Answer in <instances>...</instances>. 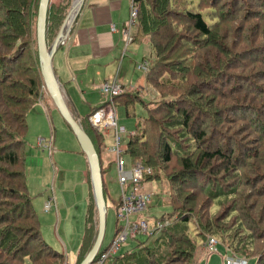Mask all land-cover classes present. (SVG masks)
Segmentation results:
<instances>
[{"label": "trees", "instance_id": "obj_1", "mask_svg": "<svg viewBox=\"0 0 264 264\" xmlns=\"http://www.w3.org/2000/svg\"><path fill=\"white\" fill-rule=\"evenodd\" d=\"M133 1L137 5L135 22L137 32L133 40L140 42L146 39L151 44L154 56L151 57L146 72V81L153 84L159 94L144 102L140 100L141 95L138 92L124 91L113 97V103L116 101L128 105L137 99L143 102L146 108V117L137 122L136 130L129 135L123 153L152 170L153 175L143 179V183L159 178L168 184L169 195L166 205L170 211L160 218H154L152 222L168 221L169 224L155 239L158 257L147 251L146 246L139 244L140 246L137 247L140 251L139 258L136 257L135 251L130 249L124 254L119 253L108 258L102 264H141L143 260V264H177L180 261L174 249H180L181 244L186 245V252L180 264H196L197 253L201 250L198 241L200 242L202 231L210 237L219 239L217 248L221 245L225 250V256L235 255L246 260L254 258L255 264H264V233L255 236L257 240H244L240 236L234 238L232 230L230 233L226 232L223 230V224L218 225L216 219L200 214L198 218H203L199 221L197 238L194 240L188 234L190 219L182 217L183 213L190 214L193 210L186 201L180 200H184L183 192L190 187H192L189 190L191 195L199 193L206 199L212 197L211 201L220 200L226 195H234L232 191L235 189L231 186H229L231 190L225 192L227 185L211 186L210 183L214 180L213 174H216L219 177H229L237 187L244 189L243 174L239 176L240 171L237 170V166L240 165L241 168L245 167L242 171L243 173L246 171L248 178L250 174L254 176L252 184L256 187L252 188L251 193V188L247 187V184L245 187L247 195L238 198L240 204L234 195L232 198L234 200L229 201L230 204L226 209L229 214L241 218L237 222V225H241V231L238 233H244L245 237H254L248 230L249 226L256 222L262 224L260 219H264V205L259 209L261 212L256 213L258 218L253 219L247 214H250V209L254 207L256 200L253 202L249 200L248 203L245 201L246 198L252 199L251 197L264 198V188L261 189V185L264 186V148L255 147L251 141L242 142L239 131L229 128L225 134L222 127L216 129V126L223 122H216L214 117L221 114L218 113V107L228 108V103L235 108L243 109L242 113L252 108L253 118L243 115L250 121L247 123L248 134L254 136L250 130L255 134L257 132L264 134V113H261L258 103L247 101L246 98L236 100L233 95L236 91L247 88L252 92L258 91L264 82V77L258 78V75L251 77L252 73H246L252 72L256 63L263 64L264 55L259 57L252 55L254 52L260 53V50L254 48L256 41L252 43L249 41L247 48L239 49L235 46L234 41L239 36L237 29L240 26L237 22L232 25V21L238 18L235 10L238 7L236 0H223L220 4L218 0H198L194 7L190 6L189 0ZM239 1V6L245 3V0ZM71 2L72 0H58L50 4L49 0L45 30L47 45L51 38L54 40L71 7ZM38 3L39 0H0V59L2 60L0 63V264H63L65 260L63 254L52 250L40 237L39 222L33 211L32 200L27 193L24 175L26 113L38 102L44 89L36 45ZM250 4L254 7L259 6L260 12L264 13V2ZM242 14L244 21L251 19L247 10ZM253 24L257 25L256 22ZM218 28H222L221 31L217 30ZM242 33L247 35V31ZM259 34H264V30L257 28L256 37ZM7 63H17L22 67L16 72L20 78L16 82L13 79L15 73L6 72ZM256 70L259 73L260 68ZM261 70V73L264 72V69ZM245 74L247 78L240 79ZM214 97L223 101L214 103ZM254 119H261L263 127L259 129L252 123ZM88 126L95 136L102 137L89 120ZM82 128L91 137L97 150L103 178L107 171L102 167L101 150L96 147L91 132L85 126ZM211 130L213 132L219 130L220 133L217 135L223 138L222 140L226 137L232 141L235 133L241 143L238 142L235 147L233 145L228 153L223 149L226 147L223 141L220 142L221 145L215 143L213 149L208 141ZM189 139L195 140V145L200 144L203 148L200 160L196 163V160L193 162L190 158L192 148L188 143L185 144ZM260 142V145H263L264 139ZM243 158L242 165L239 161L234 162ZM203 165L204 170L208 169V174H205L204 170L203 174H199ZM163 167L167 170L175 168L176 174L179 175L166 177L164 175L166 171L162 174V170H166ZM211 168L215 172H212ZM199 178L207 180L204 182L200 180L204 185H198L196 188L193 183L199 181ZM186 179H190L191 186L184 183ZM103 191L106 192L104 181ZM190 204L192 205V202ZM91 215L92 207L89 206L88 223L93 221ZM216 232L220 234L217 235ZM223 232L226 233L222 234ZM223 238H228V241ZM255 243L259 244L258 250L251 249ZM202 248L209 255L218 253V250L210 253L203 245ZM167 252H170L172 257L166 261ZM225 256L223 264H225ZM96 258L99 259V256ZM52 259L57 260V263H53Z\"/></svg>", "mask_w": 264, "mask_h": 264}, {"label": "rangeland", "instance_id": "obj_2", "mask_svg": "<svg viewBox=\"0 0 264 264\" xmlns=\"http://www.w3.org/2000/svg\"><path fill=\"white\" fill-rule=\"evenodd\" d=\"M223 0H218L219 4L222 3ZM58 0H50V4L56 3ZM237 2V8L236 13L238 18L232 21V25L237 22L238 25H240L237 29L239 36L234 41L235 46H238L239 49L241 48H247L249 41L254 42L256 41V45L254 46L255 49L260 50V53L254 52L252 54L255 57L263 56L264 55V34L257 35V28H261L264 30V13L260 12L261 8L254 7L250 3L255 2L256 4H262L264 0H245L246 5H240V1L236 0ZM191 7H194L197 5L198 0H189ZM248 3V4H247ZM189 6V7H190ZM227 6V4H226ZM234 10V12H235ZM247 10V14H249L250 20L244 21V18H242V13H244ZM129 16V14H128ZM127 16V19H128ZM254 16V17H253ZM253 17V18H252ZM234 19V18H233ZM253 22H256L257 25L255 26ZM222 27V26H221ZM218 28L217 30H219ZM222 29V28H221ZM221 29L219 31H221ZM242 29V30H241ZM242 31H247V35H244ZM242 35V36H241ZM250 35L249 37H247ZM263 35V36H262ZM247 37V38H246ZM196 39V38H195ZM52 38L49 40L48 45L52 43ZM198 41V40H197ZM150 45V43L148 44ZM150 46L147 47V53H145L146 58H151L154 56V52L151 49ZM211 47V46H207ZM152 48V47H151ZM169 48V47H168ZM167 48V49H168ZM249 51V50H248ZM166 53V52H165ZM1 60V59H0ZM139 62V60H138ZM258 62V61H256ZM260 62V61H259ZM2 63V60L1 62ZM255 63V62H254ZM264 62L256 63L253 66L252 72H248L246 74L252 73L250 76H256L258 75V78L264 77V72L261 73V69H264ZM258 67L260 68L259 73H257ZM22 67L15 63H7L6 69L7 73L9 72L11 74L15 73V76L13 79L16 80L20 79L16 72H18L19 69ZM137 70V69H136ZM140 71V70H137ZM236 71H240L236 69ZM256 72V73H255ZM143 75L146 73L145 71L141 72ZM236 73V72H235ZM242 75L240 79H246L247 75ZM248 76V77H250ZM1 79V74H0ZM242 83V82H241ZM150 87L153 89V92L158 95V91L156 90V87L153 84H150ZM244 87V86H243ZM149 88V87H148ZM150 94L151 97H146L145 94L141 96L142 101L146 102L147 99L150 100L156 95L152 94L151 89ZM248 90V91H246ZM246 90H239L236 91L233 95L237 98H246L247 101H255L258 103L259 108H261V113H264V82L262 85H260L258 91H250L248 88ZM253 90V89H251ZM158 93V94H157ZM253 93V96H252ZM41 97L39 98L38 102H36L26 113V121H27V129H26V135H25V156H24V175H25V181H26V189L27 193L30 196L32 200V207L33 211L35 212L39 226H40V237L41 239L54 251L63 254L65 256V262L63 261V264H80V262L83 260V257L89 252L92 245V240L95 237V233L97 231V213L95 209V205L93 202V198L90 199V208L92 207V215L91 218H93V221L88 223V219H86V199L85 195H82V193L87 191L86 185L80 184L82 173L79 169V163L82 156L78 153V148L80 147L73 131L67 124V122L63 119L61 114L59 113L58 109H51L50 113L45 108V106L39 102L43 101V98H49V95L47 93V90L44 88L43 92H41ZM228 99V97H227ZM235 98H233L234 100ZM140 100L135 99L133 102L129 103L128 105H125L124 103H117L114 104L116 114H117V121L118 125L124 126L126 129L127 134L121 135L120 138V148L125 149V146L127 144V141L129 139V135L133 133L136 130V124L137 122L142 118L146 117V108L143 105V102ZM220 100H222L220 98ZM218 97L213 98V102L217 103L220 101ZM223 101V100H222ZM3 103V102H1ZM224 103V102H223ZM51 104H53L51 102ZM225 104V103H224ZM226 105V104H225ZM223 105V106H225ZM175 106V105H174ZM228 108H223L222 106H219L218 108V116L214 117L216 119V122L221 121L222 124L216 126V129L218 127H222V130L226 134V132L231 128L232 130H236L240 132L239 137L242 138V142H253L254 146L258 148H264V144L260 145V141L264 139V134H261L257 132V134L253 133L252 130L251 133L254 136H250L248 134V126L247 123L250 121L246 117L253 118L254 116L251 115L252 111L248 108V110L238 109L237 107H233L232 104H227ZM246 117H244V116ZM260 122V123H259ZM261 119L256 120L254 119L252 123L256 124L259 129L263 126L261 125ZM87 130L91 132L90 127L88 124H85ZM216 131V130H215ZM100 134L102 135L101 138H103L106 141V144L114 145V139L111 134V132L103 134L104 130H99ZM218 131L213 132L211 130V133L208 135V141H210V146L214 149L215 143L221 145V141L225 144L226 147H223L226 153L229 152V150L232 149V146L235 147L238 142H240V138L238 139L235 133H233V140L230 141L229 139L219 138L218 137ZM92 134V138L97 145L96 147L98 150H101V143L99 142V139L95 134ZM181 134V132H180ZM256 135V136H255ZM228 138L231 139V137L228 135ZM42 140H46L50 142V149L41 143ZM54 139V142H53ZM210 139V140H209ZM195 141V140H194ZM193 140L189 139L188 142L185 144H189L192 148L193 152L190 155V158L195 163L200 160L201 153L203 151V148H201L200 144H196ZM241 143V142H240ZM243 144V143H242ZM258 144V145H257ZM206 147V145H205ZM81 148V147H80ZM79 148V149H80ZM110 149V147H109ZM112 153L110 150L108 151ZM244 152V151H243ZM108 159V163H111L109 171L105 175V182H106V192L105 194V208H106V225H105V232L104 237L101 245L100 251L104 252L110 245L111 241L114 238V235L117 231V220H116V206L119 199V184H118V173L116 171V165H115V154L111 156L108 154L106 155ZM121 158L124 161V167L127 172L132 170V167L134 166V161L130 158V156L126 153H122ZM234 158V156H233ZM234 161V160H233ZM239 161L242 165L244 163V158L235 160L234 162ZM102 163V162H101ZM216 163V162H215ZM194 164V163H193ZM196 165V164H195ZM225 167V164L223 165V168ZM199 169L198 167H196ZM216 168V167H215ZM245 167H242L239 165L237 166V170L239 174H243L242 179L244 182L242 183L244 186V189L242 187H237L236 183L232 181L229 177H219V175H214V180L212 183H210L211 186L218 185V186H224L227 185V191L231 190V187L235 190L234 192L235 198H238L240 196H244L246 194L247 189L245 187L255 188L256 185L253 187L252 182L254 179V176L250 174V177L248 178L246 175V171L243 173V169ZM163 169H166L163 167ZM204 165L203 168H200V173L203 174ZM212 172H215L213 168H211ZM248 170V169H247ZM107 171V170H104ZM164 172V175L171 176V175H179L176 174V169H166L162 170V174ZM208 169L204 170L205 174H208ZM240 176V175H239ZM242 176V175H241ZM249 176V174H248ZM204 177V175L202 176ZM150 181V182H144L143 184V192H148L152 194V203L151 207L148 209L146 213V219L149 221V226L152 228V226L155 225L154 218H160L164 213H167L170 211V208L168 205H166V201L168 199L169 195V189L168 184L165 180L159 179ZM190 179L184 180V183H189ZM199 181L193 183L194 187L198 185H204L201 181H205L207 179L205 178H199ZM201 180V181H200ZM250 183V184H249ZM234 184V185H233ZM191 186V184L189 185ZM231 186V187H229ZM259 186V183L257 184V187ZM262 186V187H261ZM261 189L264 188L263 185H261ZM190 187L188 190H184L183 192V198L184 200L180 199L182 201H186L189 205L190 209L193 210L190 214H182V217L185 216L187 219H190V222L188 224V234L189 236L193 237L194 240L197 238V229L200 226L199 221H202L203 217L198 218L200 214L203 216H207L210 218L216 219L218 225L223 224V230H226V232L230 233V230H232L234 234V238L237 236H240L242 239H252L257 240L258 238H255V236H261L264 233V219H260V222L262 224H258L257 222L255 224H252L254 227L249 226V231L252 234L251 236L254 237H248L242 234H239L238 232L241 231L240 227L241 225H237V222L241 219H239L238 215H232L229 214L226 207L228 206L229 201H233L232 199L234 195H226L224 198L220 200H214L211 201L210 199H206L201 194L196 193V195L190 194ZM197 188V187H196ZM242 188V189H241ZM249 194V193H248ZM247 195V194H246ZM251 197V195H248ZM252 199L246 198L245 203L249 200L254 202V207L250 209L249 217L253 219H257L258 216L256 213L258 211L261 212L260 207L262 208L264 205V198L260 197H251ZM241 199V198H240ZM49 200L52 201V207L49 212L44 211V204L48 202ZM114 201V202H113ZM192 202V205L190 204ZM236 202V200L234 201ZM233 203V202H232ZM231 203V204H232ZM207 204V205H206ZM238 204V206H239ZM258 206V207H257ZM240 207V206H239ZM245 218V217H244ZM243 218V219H244ZM135 218H131V220H134ZM87 224H86V222ZM87 228H90V230H87ZM87 230V234L85 237L84 245L82 247V250L80 251V255L78 257L77 262L75 263L73 260L70 259L73 257H76V253L79 249L80 242L83 239V236L85 235V232ZM223 232L222 234L226 233ZM237 232V233H235ZM262 232V233H261ZM217 235H219V232H216ZM156 236L153 237H146L144 235H138L136 237V240L133 239H127L125 242L120 244V247L117 249V254H124L128 250L132 249V251H135L136 257L139 258L138 255H140L139 244H142L141 246H146L145 249L149 251L150 253H153L154 256H157L158 251L155 250V239ZM210 238V235H206L205 231H202L200 234V242L198 241V246H201V250L199 253H197V263L196 264H223V257L225 256V250L220 245L218 246L217 250L218 253L209 255L203 248L202 245L205 247V244L207 243V239ZM216 241L219 240L218 238ZM226 241H228V238H223ZM94 241V240H93ZM220 242V241H217ZM182 247L176 248L175 255L178 257V260L182 263L183 262V255L186 252V245L181 244ZM259 244L255 243L254 246L251 247V249L258 250ZM99 251V253H100ZM145 251V250H144ZM102 252V253H103ZM146 252V251H145ZM44 253V252H43ZM97 254V256H101L102 253ZM114 256V255H113ZM169 256V257H167ZM166 261L170 259V252L166 253ZM69 258V262H68ZM100 258V257H99ZM111 258V257H110ZM240 258V257H239ZM157 259V258H156ZM244 260L243 258H241ZM106 260V259H105ZM104 260V261H105ZM99 259H95L94 263H97ZM163 261V260H162ZM176 261V260H175ZM53 263H57V260L52 259ZM68 262V263H67ZM178 262L177 264H180ZM60 263H62L60 261ZM144 263V260L141 264ZM246 264H255L254 258L247 259Z\"/></svg>", "mask_w": 264, "mask_h": 264}, {"label": "crops", "instance_id": "obj_3", "mask_svg": "<svg viewBox=\"0 0 264 264\" xmlns=\"http://www.w3.org/2000/svg\"><path fill=\"white\" fill-rule=\"evenodd\" d=\"M132 1L84 0L65 40L57 47L52 56V66L62 96L73 117L80 125L85 126L86 123L88 124V114L105 101L99 86L106 80H116L123 86L124 91H136L141 96L145 94L146 97H151L149 88L153 95L156 94L146 81V73L143 75L142 71H137L135 68V65L144 59L150 62L151 58H146L145 53H147V47L151 44L148 45L149 41L146 39L140 42L133 40L137 32L136 25H133L130 30L132 41L126 43L124 39L125 23L128 20L127 16ZM149 48L148 53L150 54L152 48ZM39 102L45 106L49 113L51 109H56L51 97L50 99L44 97L43 101ZM114 104L117 107L116 101ZM109 132H111L114 139L113 128L104 129L103 134ZM123 134H127V132ZM97 137L101 143L100 158L102 167L108 172L110 163H108L106 155L109 154L112 158L114 155L111 150L113 145L106 144L103 138ZM79 148L78 153L82 156L79 163V169L82 173L80 184L87 187V191L82 193L86 199L87 219L90 198H93V196L88 161L82 149ZM109 150L112 153L108 152ZM105 175L103 181L106 185ZM119 200L120 198L118 202ZM85 236L80 242L76 257L71 258V261L77 262V255L79 256V252L83 247ZM70 260L68 258V262Z\"/></svg>", "mask_w": 264, "mask_h": 264}, {"label": "built area", "instance_id": "obj_4", "mask_svg": "<svg viewBox=\"0 0 264 264\" xmlns=\"http://www.w3.org/2000/svg\"><path fill=\"white\" fill-rule=\"evenodd\" d=\"M137 16V5L132 1L127 22L125 23L124 39L126 43L132 41L131 27L135 25ZM150 66L148 60H142L136 64V69L147 72ZM100 92L105 101L101 106L96 108L90 115L91 124L97 129H114V145L111 150L115 154V165L118 173V184L120 185V195L118 202L117 213V231L114 235L111 245L104 250L99 256V261L95 264H102L104 260L112 257L118 251L119 245L127 239L136 240L138 235L146 237L156 236L169 222H156L152 228L149 226V221L144 217V214L152 203V194L143 192V179L153 175L152 170L138 161H134L132 170L127 172L124 167V161L121 158L123 153L120 148V138L126 132L123 126L118 125L116 119V111L113 103V97L124 92L123 86L116 80L104 81L99 86ZM41 143L50 149V142L41 139ZM52 207V201L49 200L44 204V211L49 212ZM131 218H135L131 220ZM218 242L214 238H208L205 248L210 253L217 251ZM225 264H246L245 260L235 256L227 255L224 258Z\"/></svg>", "mask_w": 264, "mask_h": 264}, {"label": "water", "instance_id": "obj_5", "mask_svg": "<svg viewBox=\"0 0 264 264\" xmlns=\"http://www.w3.org/2000/svg\"><path fill=\"white\" fill-rule=\"evenodd\" d=\"M84 0H73L71 7L62 22L54 40L50 45L46 43V16L49 0H39L36 17V45L40 65L41 76L53 103L63 119L73 131L82 151L88 161L92 196L97 213V232L89 252L84 256L80 264H93L99 253L104 237L106 225L105 196L103 191V178L100 160L91 137L73 117L60 90L59 82L52 66V56L57 47L65 40L70 31L71 24L78 14ZM77 6L75 14L69 18L73 9Z\"/></svg>", "mask_w": 264, "mask_h": 264}, {"label": "bare ground", "instance_id": "obj_6", "mask_svg": "<svg viewBox=\"0 0 264 264\" xmlns=\"http://www.w3.org/2000/svg\"><path fill=\"white\" fill-rule=\"evenodd\" d=\"M76 9H77V6H76V7L73 9V11L71 12V14H70L69 18H70V17H72V16L75 14V11H76ZM115 212H116V217H117V213H118V206H116ZM119 247H120V245H119ZM96 257H97V256H96Z\"/></svg>", "mask_w": 264, "mask_h": 264}]
</instances>
